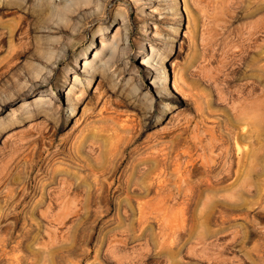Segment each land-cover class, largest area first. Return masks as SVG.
I'll use <instances>...</instances> for the list:
<instances>
[{"label": "rangeland", "instance_id": "obj_1", "mask_svg": "<svg viewBox=\"0 0 264 264\" xmlns=\"http://www.w3.org/2000/svg\"><path fill=\"white\" fill-rule=\"evenodd\" d=\"M260 23L264 0H0V264H264Z\"/></svg>", "mask_w": 264, "mask_h": 264}, {"label": "bare ground", "instance_id": "obj_2", "mask_svg": "<svg viewBox=\"0 0 264 264\" xmlns=\"http://www.w3.org/2000/svg\"><path fill=\"white\" fill-rule=\"evenodd\" d=\"M119 27H121V26H119ZM256 27H264V23H260V24H258ZM119 30V29H118ZM38 37L40 38V37H42L41 35H38ZM152 59V57L150 56V57H148L147 59L145 58V59H143V61H142V63H143V65H147V66H150L149 65V61ZM162 66H165L164 65V63H163V65ZM165 68V81L163 80H161L162 79V76L160 75V74H158V71H157V75L154 77V82L157 84V83H159L160 85V88H158L157 89V93H158V96H159V98L161 99V100H164L165 98V96L162 94V89H165L166 90V88L168 87V83H169V79H168V74H167V69H166V67H164ZM161 76V77H160ZM40 77L41 78H43V75L41 76L40 75ZM92 78H93V76L91 75L90 76V78H89V83H91V81H92ZM161 81V82H160ZM155 84V85H156ZM158 85V84H157ZM170 95V93H167L166 94V96H169ZM167 98V97H166ZM173 105H175V103H164V101H163V108H166V106H169V109H166L165 110V112H168L169 110H171V109H173V107H171V106H173ZM76 109V105H74V104H72V106H71V112L72 111H74ZM210 165H207L206 167H208V169H205L206 170V172H205V176H207L208 174H209V171L211 170L210 168H211V166L209 167ZM191 170V169H190ZM202 180V179H201ZM200 182V181H199ZM197 183H193L192 185L193 186H191V188H195L194 186H198L199 185V183H198V185H196ZM210 182L208 181V183H206V186H208V188L209 187H211L210 186ZM159 187V186H158Z\"/></svg>", "mask_w": 264, "mask_h": 264}]
</instances>
